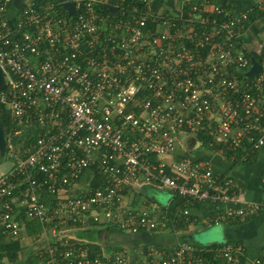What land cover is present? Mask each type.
Segmentation results:
<instances>
[{
  "label": "built area",
  "instance_id": "1",
  "mask_svg": "<svg viewBox=\"0 0 264 264\" xmlns=\"http://www.w3.org/2000/svg\"><path fill=\"white\" fill-rule=\"evenodd\" d=\"M11 1L0 0V103L35 139L22 148L8 136L15 163L0 173L2 231L17 239L38 219L35 264H264V253L227 240L196 244L177 226L245 220L264 207L212 158L250 161L264 149V54L261 70L244 75L250 10L199 0L180 17H159L151 0H122L110 16L100 0H75L69 18L55 2L44 9L31 1L13 20ZM186 132L201 146L198 133L208 136L211 157L174 156ZM94 166L104 177L97 187L85 176ZM145 183L208 205L192 220L188 205L129 202V191ZM46 193L52 200L41 198ZM90 221L172 233L174 241L97 251L94 240L67 233Z\"/></svg>",
  "mask_w": 264,
  "mask_h": 264
},
{
  "label": "crops",
  "instance_id": "2",
  "mask_svg": "<svg viewBox=\"0 0 264 264\" xmlns=\"http://www.w3.org/2000/svg\"><path fill=\"white\" fill-rule=\"evenodd\" d=\"M64 0H35L41 8L48 9L54 2H63ZM199 0H151V7L155 14L159 17H180L182 13L186 14L190 10V5L198 3ZM227 6H233L234 11L241 9H249L251 19L248 26L243 32L241 42L248 53H252L258 58H261L264 54V0H219ZM122 0H100L97 2V8L103 11L104 14L110 16H118L121 13L120 4ZM26 3L25 0H12L10 4V13L13 16V20L20 12L21 7ZM103 4L107 5L113 12L112 14L106 13L102 8ZM119 6L118 9L113 8ZM114 14V15H113ZM193 16L199 17L198 12L193 13ZM160 27H162L160 25ZM251 55V56H252ZM187 133V132H186ZM190 133V132H188ZM199 140V139H198ZM182 142V141H181ZM198 144L199 149L194 147V153L197 155H203L211 157V152L207 146H201ZM207 150L210 152H207ZM216 167L222 171L230 172L235 180L245 189L249 198L258 199L264 202V149L258 150L254 153L250 161H236L232 158H222L219 154H212ZM140 187V186H139ZM141 190V189H139ZM142 192H144L142 190ZM170 194L167 200L168 207L174 206ZM165 204V203H164ZM197 211V210H196ZM220 224V234L222 236L221 241H230L234 243L243 244L249 255L259 256L264 253V207L253 215L248 216L245 220H234L231 222L216 223ZM116 233L112 236H117L119 233L118 228L109 227ZM108 230V231H109ZM127 238L134 239L137 233H128ZM146 235L142 240L134 239L126 242H159V243H172L174 236L172 233H151L141 232ZM156 234V236H155ZM160 234H163L162 236ZM155 236V240L153 239ZM120 238V234H119ZM111 240V239H110ZM202 242V241H200ZM208 242H215L213 240ZM220 242V241H217ZM112 244L118 242L112 241ZM124 242H122L123 244ZM206 243V242H205ZM30 251V250H29ZM27 255V253H24Z\"/></svg>",
  "mask_w": 264,
  "mask_h": 264
},
{
  "label": "rangeland",
  "instance_id": "3",
  "mask_svg": "<svg viewBox=\"0 0 264 264\" xmlns=\"http://www.w3.org/2000/svg\"><path fill=\"white\" fill-rule=\"evenodd\" d=\"M26 2H31V1H35V0H25ZM19 129H21L19 131ZM25 131H27V127L25 126H18V132H22V133H26ZM16 132V133H18ZM194 140H197V134L195 132H191V133H180L179 135V141H182L181 144L177 143L176 144V148L174 150V156H176L175 154H183L186 152H191L194 153V150L197 151L200 147L197 145V150L195 148H193L192 150H189L188 147H191L194 144ZM207 152H209L207 150ZM210 154V152H209ZM173 155H167L164 156L165 158H170ZM15 163V160L13 157H10L8 155H5L3 157V159L0 161V173L1 172H5L7 170H9ZM88 179V178H87ZM141 189V190H139ZM142 190L144 192H142ZM169 188L167 187H161L158 185H155L153 183H145L144 185L140 186V187H135L132 190L129 191V194L126 196V198L129 200V202H132L134 204H149V205H158L161 203H166L169 197ZM45 197H47L49 200H52V198L54 197L53 194L51 193H46L44 194ZM148 200V201H147ZM26 222H31V226L33 229V232H35L36 234H31L29 232H27V229L22 233L20 240L22 242L23 245V253H28L29 250L30 251H34L35 247L37 245H39L40 243H42V240H37L36 239V235L38 232H42L43 229V225L42 223L38 220V219H34L32 221H26ZM108 225V224H106ZM100 226V225H97ZM96 226V227H97ZM220 224H212V225H202V224H198L196 221H192L188 224H186V229H187V233H190V239L193 240L196 244H198L200 241L202 242H208V241H221V234H220ZM90 228L89 225L85 226V227H76L73 228L72 230L68 231L67 233H70L71 235H77L79 237L82 238H86L89 241L92 240L91 237L86 236L85 233L86 231ZM119 229V228H118ZM109 230V229H108ZM107 230V234H106V240L109 244L112 241L118 242L117 244H113V247L118 246V247H122V245L128 243L126 241H131L134 239H138V240H142L143 237L146 235L145 233H138L136 234V237L134 239H130L127 238V234L123 231H121L120 229L118 230L120 234V238H119V234L115 237L112 236L116 233L115 231H113L112 229H110L109 231ZM38 238L41 236H37ZM6 238H10V236L6 235ZM44 240V238H42ZM111 239V240H110ZM95 243L97 245L101 246V250H102V243L99 241L98 238L94 239ZM122 242H124L122 244ZM162 243V242H161ZM164 244V243H163ZM12 264H26L24 262V258H20L17 262L12 263Z\"/></svg>",
  "mask_w": 264,
  "mask_h": 264
},
{
  "label": "trees",
  "instance_id": "4",
  "mask_svg": "<svg viewBox=\"0 0 264 264\" xmlns=\"http://www.w3.org/2000/svg\"><path fill=\"white\" fill-rule=\"evenodd\" d=\"M55 3L63 11V13L65 14L66 17H69V18L73 17V15L68 14L67 9L62 5V2H55ZM102 8L104 9V11L106 13H109V14L113 13L109 9V7L105 4H103ZM251 14L252 13H250L249 21L252 17ZM249 21H248V23H249ZM249 55L251 56L252 53H249ZM241 76L244 77L243 74H241ZM0 118H1V121L3 123V128H4L5 134L7 136H9L10 140L14 141L15 143L20 144V147L24 148L25 146L31 144L34 141L35 135L33 134V128H31V127H27V131H25L26 133H22V132L16 133L15 132L18 128L16 127L15 122L11 117V114H10L8 107L2 103H0ZM198 138H200L203 141L204 146L208 147V140H209L208 136H206L203 132H200V133H198ZM8 154H9V148L7 149L5 155H8ZM2 159H3V157H1L0 161ZM85 173H86V175H85L86 178L90 179V183L93 187H97V186H100L103 184L104 177H103L102 173L100 172V170L98 169V167L94 166L92 169H90V170L88 169ZM169 192H170V196H171L170 198H172V200L175 204L172 207L170 205V207H169L170 210H172V208H175L176 206L188 205L192 209V215H191L192 220L194 219L195 215H197L201 211L206 210V207L208 205L206 202H199V201H194V200L184 198L180 194H178L172 190H169ZM41 198H43L45 201H49V199L47 197H45V195L41 196ZM166 204L167 203H165V204L161 203V205H163V207ZM190 222L186 221L185 219H181V221L179 222V224L177 226L178 227H185L186 224H188ZM98 223L99 222H96V221H90V224H88L90 226V228L86 231L85 235L91 237L92 240L98 238L97 233H96V229H95V227L98 225ZM2 229L3 228L0 226V264H12V263L17 262L22 257L24 258L25 263L28 261V264L29 263L35 264L37 261V258L34 257L33 251L31 252V254H29V258L27 259V255L22 254L23 253L22 251L24 248H23V245H22L20 238H17V239H14L13 237L6 238V234L2 231ZM26 229H27V232H29L31 234H36L35 232H33L31 222H27ZM160 235L162 236L163 234H160ZM183 235L187 236L189 238L191 236L190 233H185ZM155 236H156V234H155ZM155 236H153L152 240H155ZM133 242H135V241H133ZM156 243H159V242H156ZM90 245L94 246L97 251H101L100 245H97L96 243L95 244L90 243ZM115 247H118V246H115Z\"/></svg>",
  "mask_w": 264,
  "mask_h": 264
},
{
  "label": "water",
  "instance_id": "5",
  "mask_svg": "<svg viewBox=\"0 0 264 264\" xmlns=\"http://www.w3.org/2000/svg\"><path fill=\"white\" fill-rule=\"evenodd\" d=\"M62 5L67 9L68 14L73 15L74 13L77 12V7H76V1L75 0H64L62 2ZM113 8L118 9L119 6H114L112 5ZM250 62L251 66L248 70L244 72V75L246 77H252L256 75L260 70H261V63L255 55L250 56ZM6 85V77H5V72L4 69L0 63V87L3 88ZM200 140H194V144L191 147H188L189 150H192L194 147H196L198 144H200ZM7 146H8V136L4 132L3 128V123L0 118V159L1 157H4L7 151ZM97 237L99 241L103 244L104 249H108V242L106 240V234L107 230L109 229L108 226H97L95 227Z\"/></svg>",
  "mask_w": 264,
  "mask_h": 264
}]
</instances>
